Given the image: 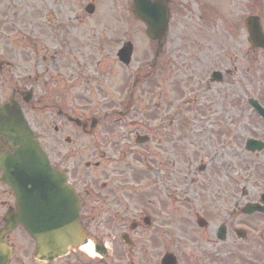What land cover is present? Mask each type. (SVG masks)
Returning a JSON list of instances; mask_svg holds the SVG:
<instances>
[{"label": "flooded vegetation", "instance_id": "af4514ba", "mask_svg": "<svg viewBox=\"0 0 264 264\" xmlns=\"http://www.w3.org/2000/svg\"><path fill=\"white\" fill-rule=\"evenodd\" d=\"M197 2L194 36L179 37L186 5L169 1L164 44L147 41L129 75L112 71L132 65L119 37L19 75L0 61L1 102L18 103L67 176L85 238L36 260L20 223L5 231L15 198L0 181L8 264H264V0Z\"/></svg>", "mask_w": 264, "mask_h": 264}, {"label": "water", "instance_id": "95a60500", "mask_svg": "<svg viewBox=\"0 0 264 264\" xmlns=\"http://www.w3.org/2000/svg\"><path fill=\"white\" fill-rule=\"evenodd\" d=\"M166 2L132 0L134 15L145 24L147 36L157 39L159 44L167 29ZM86 11L92 13L93 7L88 6ZM130 55L128 44L120 50L118 57L127 64ZM5 146L12 153H0L1 181L14 191L21 213H17L18 220L36 240V255L45 258L62 255L81 237L77 200L64 185V176L49 165L13 101L0 104V151ZM6 259L0 251V264H5Z\"/></svg>", "mask_w": 264, "mask_h": 264}, {"label": "rangeland", "instance_id": "374dc122", "mask_svg": "<svg viewBox=\"0 0 264 264\" xmlns=\"http://www.w3.org/2000/svg\"><path fill=\"white\" fill-rule=\"evenodd\" d=\"M200 1L215 3L214 0ZM225 1L228 6L234 0ZM183 2L186 5V11L182 10L185 15L174 19V34L177 36L178 32L181 37L187 32L194 36L201 10L197 0ZM88 3L94 4L92 15L84 11ZM130 6L131 0H0V59L11 58L17 64L16 74L19 75L24 66L35 67L38 60L42 57L49 59L56 50L61 55L55 60L62 62L61 56H65L66 52L74 56L83 48L84 42L89 44L94 37H101V32L113 36L120 31L123 40L130 39L136 44V51L129 70L116 66L112 71L117 77L132 74L138 69V62L143 56L146 35L143 25L133 17ZM90 49L81 51L92 54ZM86 59L90 60V54ZM0 96L7 99L9 92L0 90Z\"/></svg>", "mask_w": 264, "mask_h": 264}]
</instances>
